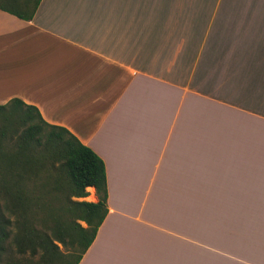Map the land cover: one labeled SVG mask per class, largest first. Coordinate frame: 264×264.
Returning a JSON list of instances; mask_svg holds the SVG:
<instances>
[{"label": "crops", "instance_id": "1", "mask_svg": "<svg viewBox=\"0 0 264 264\" xmlns=\"http://www.w3.org/2000/svg\"><path fill=\"white\" fill-rule=\"evenodd\" d=\"M15 98L104 164L78 264H264V0L0 9V105Z\"/></svg>", "mask_w": 264, "mask_h": 264}, {"label": "trees", "instance_id": "2", "mask_svg": "<svg viewBox=\"0 0 264 264\" xmlns=\"http://www.w3.org/2000/svg\"><path fill=\"white\" fill-rule=\"evenodd\" d=\"M39 2L11 0L0 9L29 21ZM0 121V264H32L35 257V264H78L108 212L102 160L19 99L0 105ZM7 143L11 154L2 151ZM90 187L96 202L73 200L86 198ZM60 246L74 256H61Z\"/></svg>", "mask_w": 264, "mask_h": 264}, {"label": "rangeland", "instance_id": "3", "mask_svg": "<svg viewBox=\"0 0 264 264\" xmlns=\"http://www.w3.org/2000/svg\"><path fill=\"white\" fill-rule=\"evenodd\" d=\"M0 128H3V124L1 123V121H0ZM8 128H16V127L14 125V126H11V127H8ZM39 150H43V148H40ZM2 151L5 154H8L9 152L11 154V151H12L11 145L9 143L4 144V149ZM34 157H35L34 159H37L39 156H34ZM45 165H46V168L41 172V174H42L40 176L41 179H44L46 177L45 175L48 174L49 167L47 165H49V161ZM4 174H6V176H8L11 173H4ZM12 175H13V173H12ZM24 177L28 178L29 175L25 174ZM27 186L30 187V184H27ZM73 200L74 201H85V202H96L97 201V195H96V193L92 192V190H90V192L88 191V196L86 198H80V199L73 198ZM80 225L82 227H86L84 223H80ZM60 254H61V256H67V255L74 256V254H72V252L69 251V249L62 248L61 246H60ZM30 261H31V259H30ZM36 261H37V257L33 258L31 262H32V264H35ZM69 262H72V258L71 257H69Z\"/></svg>", "mask_w": 264, "mask_h": 264}]
</instances>
